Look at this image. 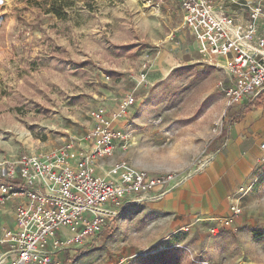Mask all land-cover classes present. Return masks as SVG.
I'll use <instances>...</instances> for the list:
<instances>
[{
  "label": "rangeland",
  "instance_id": "1",
  "mask_svg": "<svg viewBox=\"0 0 264 264\" xmlns=\"http://www.w3.org/2000/svg\"><path fill=\"white\" fill-rule=\"evenodd\" d=\"M58 7L61 14L51 0H0V161L70 142L76 152L88 151L92 105L115 109L133 96L114 155L91 158L95 173L106 163L104 176L110 175L116 161L184 180L202 173L205 148L229 119V77L222 58L210 63L199 55L177 0L161 7L157 0H58ZM160 55L166 58L156 65ZM262 153L254 161V175H261L254 184L252 160L246 164L241 223L190 235L186 226L195 218L177 226L172 205L151 191L116 210L112 234L96 239L99 247L75 263L149 264L165 251L172 263L181 257L180 264H264ZM72 248V256L81 250Z\"/></svg>",
  "mask_w": 264,
  "mask_h": 264
},
{
  "label": "built area",
  "instance_id": "2",
  "mask_svg": "<svg viewBox=\"0 0 264 264\" xmlns=\"http://www.w3.org/2000/svg\"><path fill=\"white\" fill-rule=\"evenodd\" d=\"M178 1L183 26L199 55L210 63L223 59L229 77L228 106L256 98L264 89V0ZM165 2L157 0V6ZM133 105V96L121 99L115 109L92 105V126L84 138L88 151L76 152L70 142L0 161V207L16 204L15 228L3 227L0 214V244L11 254L9 261L0 257V264H63L61 253L102 233L116 210L178 178L172 172L134 170L125 161H116L108 176L95 174L91 158L114 155L123 135L111 123L128 120ZM248 191L240 188L231 196L221 227H231L242 214L241 201ZM184 249L190 256L196 253L189 246Z\"/></svg>",
  "mask_w": 264,
  "mask_h": 264
},
{
  "label": "crops",
  "instance_id": "3",
  "mask_svg": "<svg viewBox=\"0 0 264 264\" xmlns=\"http://www.w3.org/2000/svg\"><path fill=\"white\" fill-rule=\"evenodd\" d=\"M177 2L179 3L178 0ZM190 36L194 40L191 34ZM182 46L186 51V42H183ZM165 58L160 55L156 65H159ZM100 102L113 108L111 103ZM228 132L229 137L221 147L214 145L208 151L205 148L206 163L203 165L202 173L195 174L187 180L176 178L166 188L156 190L163 197L164 204L172 205L175 214L179 215L174 221L177 226L186 224L188 219L195 218L186 226L190 235L197 236L203 233L208 226L216 223L221 225V220L228 214L231 196L244 187L245 179L249 173L246 167L247 163L252 160V184L261 176L254 175V161L263 156L261 144L264 141V105L257 109L254 108L241 120L231 123ZM108 168L109 166L104 163L96 168L95 174L104 176L109 170ZM248 193L249 191L241 201L242 210L245 209ZM15 207V202H10L3 208L0 207L3 227L15 228ZM241 215L236 218L233 225L241 223L243 220ZM111 219L113 220L115 217L110 218V222ZM222 227L225 228V226ZM76 249H66L61 253V256L72 258L74 257L72 253L77 252ZM10 255L9 247L0 244V257L9 261ZM75 262L73 264H76Z\"/></svg>",
  "mask_w": 264,
  "mask_h": 264
},
{
  "label": "trees",
  "instance_id": "4",
  "mask_svg": "<svg viewBox=\"0 0 264 264\" xmlns=\"http://www.w3.org/2000/svg\"><path fill=\"white\" fill-rule=\"evenodd\" d=\"M51 1H52L53 11H55V13L57 14H61L60 8L59 7L57 8L58 0H51ZM263 105H264V90L261 91L260 94L256 98L248 100L245 103L230 104L229 106H227L225 115L229 119L228 121L226 120L223 121L221 125L220 133L208 143V145L206 146V151L211 150L214 145H218V147H221L229 137L228 135L229 125L233 122H237L241 120L244 115L251 112L254 108L257 109V108L262 107ZM111 234H112V230L108 226H106L103 232L97 236V238H94L89 243H85L81 247V250L78 252L77 255H75L72 258H67L65 256L63 258V264H73L79 255L89 252L91 250L97 249V247L99 246L97 244V241L95 240L98 239L101 242H105ZM169 253L170 252H165V251L160 252L158 256H154L151 259H149V264H180L179 260L181 261L182 258L177 257L176 259H179V260H175V263H172L174 259L173 258L170 259L166 255Z\"/></svg>",
  "mask_w": 264,
  "mask_h": 264
},
{
  "label": "bare ground",
  "instance_id": "5",
  "mask_svg": "<svg viewBox=\"0 0 264 264\" xmlns=\"http://www.w3.org/2000/svg\"><path fill=\"white\" fill-rule=\"evenodd\" d=\"M120 120H113L111 123V126L115 129H121V126L119 125Z\"/></svg>",
  "mask_w": 264,
  "mask_h": 264
}]
</instances>
